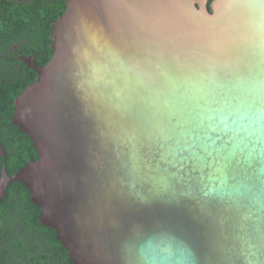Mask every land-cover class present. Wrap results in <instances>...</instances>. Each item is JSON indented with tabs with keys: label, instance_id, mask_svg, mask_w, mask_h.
Segmentation results:
<instances>
[{
	"label": "water",
	"instance_id": "1",
	"mask_svg": "<svg viewBox=\"0 0 264 264\" xmlns=\"http://www.w3.org/2000/svg\"><path fill=\"white\" fill-rule=\"evenodd\" d=\"M205 1L53 22L12 118L38 159L8 179L72 264H264V0Z\"/></svg>",
	"mask_w": 264,
	"mask_h": 264
},
{
	"label": "flooded vegetation",
	"instance_id": "2",
	"mask_svg": "<svg viewBox=\"0 0 264 264\" xmlns=\"http://www.w3.org/2000/svg\"><path fill=\"white\" fill-rule=\"evenodd\" d=\"M212 2L205 1L209 12ZM62 3L65 5V0H0L1 264H69L61 242L54 243L36 222L40 210L32 203L29 190L22 182L8 179L33 160L23 153L27 140L16 133L12 123L15 98L28 79L27 71L34 70L37 75L36 67L51 58L52 24L61 15Z\"/></svg>",
	"mask_w": 264,
	"mask_h": 264
},
{
	"label": "trees",
	"instance_id": "3",
	"mask_svg": "<svg viewBox=\"0 0 264 264\" xmlns=\"http://www.w3.org/2000/svg\"><path fill=\"white\" fill-rule=\"evenodd\" d=\"M64 9H65V5L62 3V6H61V14L63 13ZM52 52L53 51L51 50V55L49 57H52ZM27 72H28L29 75H28L27 81L26 82L24 81L23 84H22L23 85L22 90H21L22 92H23V90L28 85H30L31 83H33L34 81H36L38 79V76H37L38 74L36 75V73L34 72V70H28ZM22 92H20V94ZM16 133L17 134H20V135L21 134L24 135L25 138H26V140H27V142H26V150L23 153L24 154L27 153L29 155L30 159H33L32 161L37 160L38 159V153L35 151L36 149L33 147V144L31 143L32 141L30 140L29 136L26 133H23L18 127L16 128ZM38 210H40V208H37V211ZM37 215H39V213H37ZM36 222L39 223L40 225H42L44 227V232L45 233L48 232L51 235V237H53V242L54 243H56V244L57 243H60V241L57 238L56 231L54 229H52V228H50L48 226H45L44 224H42L41 222H39L38 216H36ZM60 247H61V249L64 252L67 251V250L63 249L62 246H60ZM66 254H67V252H66ZM67 260H68V263L69 264H72L70 258H67ZM16 264H19V263H16Z\"/></svg>",
	"mask_w": 264,
	"mask_h": 264
}]
</instances>
